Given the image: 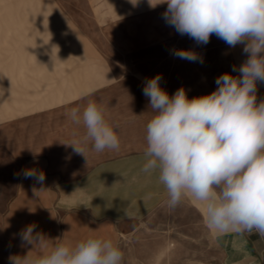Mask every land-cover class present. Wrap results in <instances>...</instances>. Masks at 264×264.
Instances as JSON below:
<instances>
[{
  "label": "rangeland",
  "instance_id": "rangeland-1",
  "mask_svg": "<svg viewBox=\"0 0 264 264\" xmlns=\"http://www.w3.org/2000/svg\"><path fill=\"white\" fill-rule=\"evenodd\" d=\"M166 8H153L149 0H0V65L66 63L68 71L82 66L102 75L90 96L81 92L0 120V264L32 250L21 246L19 235L30 224L52 240L49 246L89 236L111 239L124 253L123 264H220L223 241L236 243L237 234L215 238L189 198L168 207L157 174L141 171L154 114L143 95L146 81L160 74L170 96L183 87L191 99L213 92L223 73L238 76L233 67L248 58L243 45L232 48L215 35L206 45L180 35L163 19ZM175 49H191L203 63L175 57ZM260 99L264 83L258 82ZM90 100L104 109L119 151L97 153L89 144L85 157L66 145L84 132L68 113ZM25 169L42 171L43 185L25 179ZM34 188L44 191L35 194Z\"/></svg>",
  "mask_w": 264,
  "mask_h": 264
},
{
  "label": "clouds",
  "instance_id": "clouds-1",
  "mask_svg": "<svg viewBox=\"0 0 264 264\" xmlns=\"http://www.w3.org/2000/svg\"><path fill=\"white\" fill-rule=\"evenodd\" d=\"M149 4L153 8L166 4L163 19L180 35L205 45L215 35L232 48L243 45L248 58L233 67L238 76L223 73L213 92L191 99L183 87L170 96L160 86V74L146 81L143 95L154 114L146 125L141 171L157 174L168 207L189 198L215 238L255 233L264 240V99L257 100V83H264V0H149ZM173 55L203 63L191 49H175ZM93 92L85 89L82 95ZM68 115L84 128L66 144L75 153L86 157L89 144L97 153L119 151L120 138L95 101L83 110L71 108ZM23 177L41 185L46 179L36 169H25ZM35 228L30 224L19 234L21 246L33 248L24 256H10L12 264H123L124 253L111 239L89 236L74 244L49 246L52 240ZM37 249L42 251L29 254Z\"/></svg>",
  "mask_w": 264,
  "mask_h": 264
},
{
  "label": "crops",
  "instance_id": "crops-1",
  "mask_svg": "<svg viewBox=\"0 0 264 264\" xmlns=\"http://www.w3.org/2000/svg\"><path fill=\"white\" fill-rule=\"evenodd\" d=\"M66 31L74 41H79L73 29L69 27ZM69 48L72 52H81L73 45ZM65 64L29 62L0 65V120L47 109L95 87L102 79L99 72L93 70L89 75L82 66L68 71L63 68ZM228 242L225 240L221 244L220 264H264V240L255 233L239 235L236 243L231 245Z\"/></svg>",
  "mask_w": 264,
  "mask_h": 264
}]
</instances>
